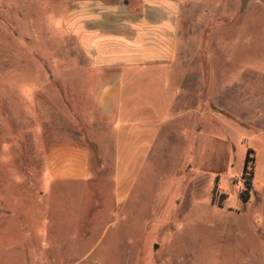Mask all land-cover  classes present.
<instances>
[{"label":"rangeland","instance_id":"1","mask_svg":"<svg viewBox=\"0 0 264 264\" xmlns=\"http://www.w3.org/2000/svg\"><path fill=\"white\" fill-rule=\"evenodd\" d=\"M24 1L0 0V264H264V0L192 9L180 74L123 75L108 124L84 121L90 77L59 76L90 67L65 0L13 27ZM59 144L90 150L85 180L47 178Z\"/></svg>","mask_w":264,"mask_h":264},{"label":"crops","instance_id":"2","mask_svg":"<svg viewBox=\"0 0 264 264\" xmlns=\"http://www.w3.org/2000/svg\"><path fill=\"white\" fill-rule=\"evenodd\" d=\"M73 1L71 3L63 1L64 32L60 39L66 45L67 41L70 45L73 44L78 54L89 62L90 67L71 71L60 70L59 76H67L69 72H74L77 77H90L86 79L91 85L84 84L83 90L87 91L88 95L91 94L93 105L97 108V116L96 114L92 116L86 111L84 121L88 124L111 122L115 101L122 91L123 75L149 76L155 77V80L159 77L160 82H164L168 87L166 77L180 74L179 70H173L169 65L180 59L183 23L188 18L191 21L195 20L192 9L203 11L204 16L211 19L217 16L218 11L227 2V0ZM35 3V0H25L21 6H13V27H20L22 18L32 17L28 8L30 10V5L34 6ZM0 5L2 8L4 2ZM65 48L66 46L63 50ZM63 80L67 81L65 78ZM77 81L81 83L79 78ZM58 92L67 93L68 90L60 88ZM60 98L66 100L67 96L60 93ZM142 107H145L144 110L154 108L148 103ZM67 114L66 106L64 111L66 122ZM59 115H62L61 111ZM89 139L94 144L95 141L90 135ZM92 156L90 150L83 146L59 144L51 147L46 153V176L48 178L50 175L56 182L83 181L89 175Z\"/></svg>","mask_w":264,"mask_h":264},{"label":"trees","instance_id":"3","mask_svg":"<svg viewBox=\"0 0 264 264\" xmlns=\"http://www.w3.org/2000/svg\"><path fill=\"white\" fill-rule=\"evenodd\" d=\"M252 187H251V184H249V186H248V191H245L244 193H243V202H248L249 201V199H250V189H251Z\"/></svg>","mask_w":264,"mask_h":264},{"label":"water","instance_id":"4","mask_svg":"<svg viewBox=\"0 0 264 264\" xmlns=\"http://www.w3.org/2000/svg\"><path fill=\"white\" fill-rule=\"evenodd\" d=\"M251 0H240V9L243 12L246 7L248 6V4L250 3ZM157 248V246H156Z\"/></svg>","mask_w":264,"mask_h":264}]
</instances>
